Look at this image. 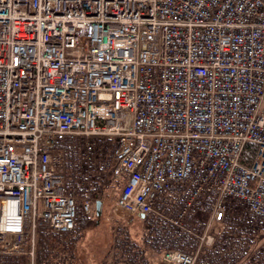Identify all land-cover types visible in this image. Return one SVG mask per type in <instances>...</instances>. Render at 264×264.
<instances>
[{
	"label": "built area",
	"instance_id": "1",
	"mask_svg": "<svg viewBox=\"0 0 264 264\" xmlns=\"http://www.w3.org/2000/svg\"><path fill=\"white\" fill-rule=\"evenodd\" d=\"M64 139L81 171L114 142L129 219L185 229L214 195L196 245L157 264H196L220 225L264 228V0H0V254L34 264L37 226L70 231L99 199L65 184ZM187 182L163 214L159 199Z\"/></svg>",
	"mask_w": 264,
	"mask_h": 264
},
{
	"label": "trees",
	"instance_id": "2",
	"mask_svg": "<svg viewBox=\"0 0 264 264\" xmlns=\"http://www.w3.org/2000/svg\"><path fill=\"white\" fill-rule=\"evenodd\" d=\"M106 143L108 147L98 168L88 171L80 170L83 157L73 149L71 140L64 139L55 144L54 148L64 155L65 184L75 189L77 199L89 197L93 192H97L99 199H103L102 197L108 193L104 190L111 182V157L114 142L108 140ZM255 153L256 146L253 143H247L240 161L250 165ZM118 183L122 184L121 181ZM213 199L212 194L199 203L209 207ZM178 210L171 216H176ZM80 214L81 212L77 210L75 225L67 232L54 231L44 224L37 226L34 264H82L77 255L76 244L82 238L84 230L93 225V218L90 214L81 217ZM93 215H96L95 210ZM190 215L183 222L185 229L177 228L153 213L144 216L136 215L141 225L139 237H131L127 230L122 231V228H116L122 236L115 240L117 247L111 264H157L162 253L167 250H190L197 241L191 232L200 233L203 230V225L192 220ZM223 230L229 235L234 234L235 238H229L227 235L226 238L218 239L212 247L204 248L196 264H264V243L251 251L254 233H243L234 224L224 226ZM0 264H29V261L26 257L0 254Z\"/></svg>",
	"mask_w": 264,
	"mask_h": 264
},
{
	"label": "rangeland",
	"instance_id": "3",
	"mask_svg": "<svg viewBox=\"0 0 264 264\" xmlns=\"http://www.w3.org/2000/svg\"><path fill=\"white\" fill-rule=\"evenodd\" d=\"M122 184L118 181L111 180L109 186L104 190L106 193L102 201L100 214L93 215V209L90 215H92L93 225L86 228L83 232L82 238L77 241V255L82 261V264H111L115 254V240L122 236V233L117 232L116 228H122V231L127 230L131 237H139L140 222L137 216L129 219L126 214L121 210L116 209L115 202L119 194ZM192 183L187 182L186 186L171 190L157 203V208L162 211L163 214L168 217L171 216L177 209L181 207L183 202L189 198L191 194ZM101 197V195H100ZM203 200H200L202 202ZM198 202L196 210L191 213V219L202 224L208 214V207ZM81 211V209H79ZM85 214H80L84 216ZM172 217V216H171ZM120 233V234H119ZM219 233L218 239L226 238L227 234L223 230V226L217 229ZM230 237H234V234H230ZM217 239V240H218ZM254 243L252 250L259 248L264 243V228L258 230L253 236ZM81 264V263H80Z\"/></svg>",
	"mask_w": 264,
	"mask_h": 264
},
{
	"label": "water",
	"instance_id": "4",
	"mask_svg": "<svg viewBox=\"0 0 264 264\" xmlns=\"http://www.w3.org/2000/svg\"><path fill=\"white\" fill-rule=\"evenodd\" d=\"M101 203H102L101 200H96L95 202L94 209H95L96 215L100 214ZM141 216H143V214Z\"/></svg>",
	"mask_w": 264,
	"mask_h": 264
},
{
	"label": "bare ground",
	"instance_id": "5",
	"mask_svg": "<svg viewBox=\"0 0 264 264\" xmlns=\"http://www.w3.org/2000/svg\"><path fill=\"white\" fill-rule=\"evenodd\" d=\"M99 200V199H98ZM94 206H95V204H94Z\"/></svg>",
	"mask_w": 264,
	"mask_h": 264
}]
</instances>
